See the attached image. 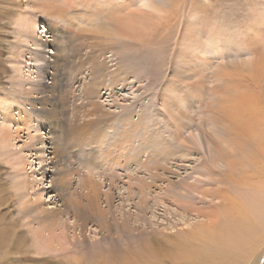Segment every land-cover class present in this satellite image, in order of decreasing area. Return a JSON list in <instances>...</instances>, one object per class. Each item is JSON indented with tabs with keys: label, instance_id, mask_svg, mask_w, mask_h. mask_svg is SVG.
Returning <instances> with one entry per match:
<instances>
[{
	"label": "rangeland",
	"instance_id": "374dc122",
	"mask_svg": "<svg viewBox=\"0 0 264 264\" xmlns=\"http://www.w3.org/2000/svg\"><path fill=\"white\" fill-rule=\"evenodd\" d=\"M104 1L100 2L104 4ZM60 4L62 5V3ZM60 4H56V13H59ZM155 5L157 9L144 5L143 0H117V7H114V10H111L110 6L90 10L70 8V17H67L68 23H61L58 19L57 22L63 28L66 27L68 32L70 31L67 35L69 41H72L71 45L79 43L78 41L75 43L73 36L80 33V29H88L90 33L97 35L101 42L97 46L98 59L101 61L103 72L100 76L101 85L98 89L87 93L88 84L91 82L90 64L85 65V70L81 75H77L72 72V66L78 59L72 58L73 51L68 52L70 62L65 70L66 75L61 91L58 92V96L64 97L65 100L64 106L59 105L58 107L59 111L64 108L65 132L59 130L49 132L48 126L43 123V118L34 110L33 103L26 101V97H34L25 96L23 93L14 96L15 91H20V86L14 84L16 79L19 83L24 81L22 76L27 74L28 70L31 68L36 70L43 63L42 61L29 60V55L37 50L32 49V37L18 38L21 22L27 27L31 20L38 23L39 26L38 29H35V33L40 35L44 30L40 26L45 25L47 13L38 10L33 0H0V9L2 10H0V130L8 124L11 129L18 128V131L13 130L12 134L15 132L20 134L15 133V136H12L11 144L7 148H3L0 141V216L2 218L0 226L12 229L11 246L14 247V250L25 251L22 256L15 253V256L20 258L13 264H58L63 260L71 264L68 261H74L77 255L87 256L104 245L108 248L117 247V252H124L127 249L142 251L144 246L161 248L168 253L172 250L174 252L181 236L184 237L186 232L192 231L193 226L206 221L196 214L178 210L169 201L155 202L151 196L148 197L147 208L142 213L137 206L140 199L136 192V186L140 177L148 178V176L144 169L141 168L140 172L135 164L132 165L127 155H118L117 146L112 148L115 144L114 137H116L117 129L124 128L122 120L128 112L141 114L143 110L145 111L143 113H151L153 118L151 125L157 126L159 135L163 134L161 136L168 141H171L173 134L178 132L175 128L177 123L181 124L177 134L181 141L185 137L189 139L188 137H191L192 134H201L202 138H206L207 135L216 136L212 130L215 126L214 130L217 131V134L222 135L223 131L219 126H222L223 123L220 114H218L220 111L217 112L219 104L231 103L234 95H237L236 97H258L260 91L263 90L261 88H264V78L260 77L263 80L259 82L258 77H255L256 69L260 70V66L264 62V21H259L264 20V14L255 21L256 16L264 12V0H156ZM61 15L60 13V16L59 14L57 16L61 17ZM252 15H254L253 18ZM65 17L66 13L61 18ZM218 29L232 35L231 47L240 48V51L230 55L226 53V50L221 49L213 55L202 56L203 58L200 53L193 52V54L200 55V59H203L206 67L203 65L201 70H190L186 75L181 76L180 67L176 68V57L181 50L186 48L185 50L191 52L190 49L194 46L206 48L205 46L211 41V33ZM255 29L262 30V32L251 33ZM185 32L192 35V42L184 40L183 37L180 38V35H185ZM245 38H250L254 42L261 41V43L257 46L252 44L251 47L244 46ZM193 42L197 44L190 45ZM211 42L214 44L213 39ZM221 42L225 44V40ZM17 44L19 48L16 47ZM89 51H91L90 48H86L83 53ZM198 54L197 56H199ZM23 58L25 59L23 60ZM188 64L191 62L189 61ZM18 68L21 77L17 74L16 69ZM37 72L34 73L35 76ZM117 72H119V77L122 76L120 79L117 78ZM220 73L223 75L220 76ZM237 78H243L244 81ZM34 79L36 80L37 77ZM229 80L231 83L233 82L230 86ZM45 81L49 82L52 79L46 78ZM188 85L191 87L188 88ZM175 86L179 93L174 89ZM233 86L236 90L231 88ZM178 95L182 97V100L185 99L184 104H176ZM34 104L38 108L41 106L38 103ZM210 108L216 110L213 111ZM59 111L57 112L60 113ZM3 113H7L6 118H3ZM85 119L100 120L94 129L95 136L91 137V143L86 142L87 138L86 141L85 138L75 141L66 134L73 124ZM24 122L32 123L38 128L37 132L27 130ZM34 133L35 136L38 134L40 137L47 138L48 141L51 138V141L64 149L67 160L80 173H76L77 176L76 174L72 176L73 184L78 191H80L81 178L87 171H91L93 179L105 189H108L111 178L114 180L113 177H115L113 211L117 214L119 231H117L114 240L106 239L104 243L100 242L101 235L95 237L94 228L88 229L89 240L83 246L72 238L74 244L71 243L61 250L59 246L55 245L58 249L52 250L41 242L38 244V241L34 239L33 235L40 227L34 222L30 226L26 225L25 223L31 218H23L22 210H25L31 202L36 204L42 202L43 208H48L53 196L48 193L49 190H46L49 186L47 184L51 180L50 177L44 179L46 180L44 183L37 182L41 178L39 172L43 171L44 167L49 169L48 165L35 166L30 163L31 167L26 168V165L17 164L22 152H31L32 144H36L38 141V138L26 140L28 134L34 136ZM171 133L172 135H170ZM216 141L218 142L217 139ZM39 146L37 145V147ZM191 153L189 161L173 160L169 163V167L175 169L180 175L175 174L177 175L175 177L169 175L171 180L181 182L186 175L192 174L195 166H197L195 170L200 169L198 165L201 164L199 163L212 157L211 148H208L207 144L206 146L197 145ZM39 167H41L40 171ZM224 167V165L221 166V168ZM28 177L30 181L34 180L35 184L32 182L33 189L25 188L24 199H22L23 197L18 195L20 191L16 183L18 179L29 181ZM31 178L33 179L31 180ZM158 184L162 186L161 183ZM153 191L155 193L152 194V197H158L162 193L159 188H155ZM36 196H41V200L37 202ZM102 202H104L103 196ZM200 206L207 207L205 204ZM75 246L79 247L80 253L75 252L73 249Z\"/></svg>",
	"mask_w": 264,
	"mask_h": 264
},
{
	"label": "bare ground",
	"instance_id": "6f19581e",
	"mask_svg": "<svg viewBox=\"0 0 264 264\" xmlns=\"http://www.w3.org/2000/svg\"><path fill=\"white\" fill-rule=\"evenodd\" d=\"M100 1L63 0L61 2V0H33L38 10L46 11L45 13H47L45 25L40 26L44 30L38 35L35 33V29H38L37 27L39 26L38 23L31 20L27 27L22 25L23 23L21 22L18 38L22 39L24 36L26 38L32 37V49L37 50L29 55V60L34 62L42 61L43 63L36 70L34 68L28 70V73L22 76L24 81L20 80L21 82L19 83L16 79L14 84L16 83L20 86V91H15L14 96L23 93L25 96L34 97H26V101L33 103L34 110L43 118V123L48 126L49 132L51 130L64 131V108L61 109L60 107L61 110L59 111L58 107L59 105L64 106L65 100L63 99L64 97L58 96V92L61 91L62 82L66 75L65 70L70 62L68 52L73 51L72 58L76 57L75 59H78L76 64L72 66V72L77 73V75H81L85 70V65L90 64L91 82L88 84L87 93L98 89L101 85L100 76L103 72L101 61L98 59L99 51L97 46L101 42L97 35L90 33L88 29H80L81 32L73 36L75 43L77 41L79 43L71 45L72 41H69V36L67 35L70 31L68 32L65 29L66 27L63 28L57 21L59 19L61 23H68L67 17H70V8L90 10L94 8L103 9L105 6H110L111 10H114V7H117V0H105L104 4ZM57 3H62V5H58L60 8L59 13H56ZM155 3L156 0H143L144 5L157 9ZM86 12L88 13V11ZM60 13L62 15L66 13V17L61 18L62 15L59 17ZM58 14L59 16H57ZM263 14L264 12L259 13L257 16L255 15V21L257 18L262 17ZM253 17L254 15H252ZM220 30L218 29L211 33V41L213 39L214 44L210 41L211 44L209 42L208 47L205 46L206 48L204 49H202V46L201 48L194 46L191 50L190 45H194L195 42H193L189 45L192 54L185 50L186 48L181 50L178 57H176V68L180 67L179 73L181 76L186 75L190 70L199 71L204 67L205 62L200 59L198 53L203 58L207 55H213V53H217L221 49L226 50V53L230 55L237 54L240 51V48L234 49V47H231L232 35ZM253 32L259 33L262 30L255 29L251 31V33ZM184 34H182L183 36L180 35V38L183 37L184 40L192 42V35L187 32ZM222 40H225V44L221 42ZM260 43L261 41L254 42L250 38H245L243 45L251 47V44L257 46ZM18 46L17 44L16 47ZM86 48H90L91 51L83 53ZM193 52L198 53L193 54ZM189 61L191 64H188ZM260 68L258 71L255 68L256 76L253 75L258 77L257 80L259 82H262L263 79L261 78H264V62ZM16 70L21 77L19 68ZM37 70L39 71L37 72ZM35 72H37L36 76ZM118 74L119 72L116 74L117 78L120 79L122 76L119 77ZM219 75L223 74L220 73ZM34 77H37V79L35 80ZM46 78H51L52 81H45ZM230 80L229 86L233 83ZM240 80L244 81L243 78ZM234 83L237 84V82ZM190 87L188 85V88ZM231 88L236 90L234 86ZM241 88L243 89V87ZM174 89H177L176 86ZM261 89L263 90L260 91L258 97L255 95V97H236L237 95H234L235 98L233 97L231 103H220L217 112L220 111L218 114H220L223 124L218 126L221 127L223 133L218 135L217 131L214 130L215 126L212 130L216 136L207 135L206 138H202L201 134H192L191 137H188L189 139L185 137L182 141L179 140L177 134L181 124L177 123L178 128H175L178 132L173 134L171 141H168L161 136L163 134L159 135L157 126L151 125L153 122L151 113H143L145 112L144 110L141 114L128 112L124 116V120H122L124 128L116 130L115 144H113L112 148L117 146L118 155H127L132 165L135 164L139 170L141 168L144 169L148 176V178L140 177L141 179L138 180L136 186V192L140 199L137 205L138 208L144 213L147 208L148 197L151 196V199L155 202H160L161 200L169 201L178 210L188 214H196L206 221L193 226L192 231L186 232L184 237L181 236L177 241L178 244L174 252L172 249V252L168 253V251H163L161 248L146 246L143 247L142 251L127 249L124 252H117V247L108 248L104 245L92 252L93 254H87V256H83L84 254L81 256L77 255L74 261L69 260L68 262L71 264H264V88ZM172 92L174 93V91ZM176 92L179 93L178 90ZM178 96L176 97V104H184L185 99L182 100V97ZM34 103L40 104V108L36 107ZM210 109L216 110L214 108ZM6 114H2L3 118H6ZM98 122L100 120L85 119L73 124L66 134L75 141L84 140V138L86 141L87 138L86 142L91 143V137L95 136L94 129ZM23 124L27 130H35V133L37 132L38 128L32 123H30L32 125L26 122ZM6 125L0 130V141L3 148H7L11 144L12 136L18 133L12 134L13 130L18 131V128L11 129L8 124ZM27 133L29 132L27 131ZM35 133L34 136H29L28 134L29 137L27 136L26 140L38 138V141H36V144L31 143L30 154L22 152L17 164L26 165V168L31 167V164L35 166L48 165L49 169L44 167L43 171H40L41 167H39V176L41 175V178L37 182L44 183L46 182L44 179L50 177L51 180L47 184L49 186L46 190H49L48 193L53 196L48 208H43L42 202L40 204L28 202L30 204L27 205V208L22 210L21 215L23 218H31L25 223L26 225L30 226L34 222L40 227L33 235L34 239L38 241V244L41 242L52 250L58 249L55 245L59 246L60 250L65 246L67 247L73 243L72 238L83 246L89 240L87 237L88 229L94 228V236L98 237L101 235L100 242L104 243L106 239L114 240L117 231H119L117 214L113 211L115 200L113 190L116 189L114 185L115 177H113L114 180L111 178L108 189H105L93 179L92 172L87 171L81 178L80 191H78L73 184L72 176L79 172L67 160L64 149L57 146L54 141H51V138L48 141L47 138L40 137L38 134L35 136ZM206 144L208 148H211L212 157L199 163L201 164L198 165L200 169L195 170L197 166L194 167L193 165L192 174L186 175L181 182L171 180L170 176L180 175L175 169L173 170L172 167H169V163L173 160L189 161V157L192 156L191 151L197 145L206 146ZM37 145L40 146L37 147ZM37 160L38 162L36 163ZM44 162L47 163L45 164ZM223 165L225 167L221 168ZM27 180H29V177ZM32 182L34 183L35 181L18 179L16 185L20 191L18 195L23 197L22 199H24L25 188L27 190L33 189ZM158 183H161L162 186ZM155 188H159L162 192L158 197H152V194L155 193L153 191ZM102 196L104 197V202H102ZM40 200L41 196H36V201ZM201 204L207 205L208 208L200 206ZM1 219L0 216V221ZM11 230L10 227L0 226V264H13L20 258L15 256V253H19L22 256L25 252L21 249L20 251H15L14 247L11 246L13 241ZM73 249L75 252H79L78 246L73 247ZM59 262L58 264H68L64 260Z\"/></svg>",
	"mask_w": 264,
	"mask_h": 264
}]
</instances>
